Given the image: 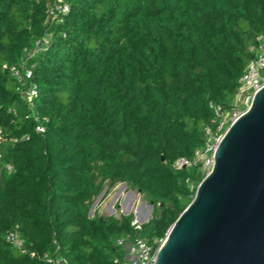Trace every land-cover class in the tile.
Masks as SVG:
<instances>
[{"label": "trees", "instance_id": "obj_1", "mask_svg": "<svg viewBox=\"0 0 264 264\" xmlns=\"http://www.w3.org/2000/svg\"><path fill=\"white\" fill-rule=\"evenodd\" d=\"M53 1L0 0V264H46L9 232L69 264H117L132 216L89 206L104 182L127 184L153 208L137 236L165 238L204 177L171 165L204 148L213 105L234 109L264 0H63L52 18ZM35 43L25 104L9 68Z\"/></svg>", "mask_w": 264, "mask_h": 264}, {"label": "water", "instance_id": "obj_2", "mask_svg": "<svg viewBox=\"0 0 264 264\" xmlns=\"http://www.w3.org/2000/svg\"><path fill=\"white\" fill-rule=\"evenodd\" d=\"M213 160L154 264H264V87L224 131Z\"/></svg>", "mask_w": 264, "mask_h": 264}, {"label": "built area", "instance_id": "obj_3", "mask_svg": "<svg viewBox=\"0 0 264 264\" xmlns=\"http://www.w3.org/2000/svg\"><path fill=\"white\" fill-rule=\"evenodd\" d=\"M67 13V5L63 0H55L48 8V16L56 17L57 15H63ZM42 47L40 43H35ZM250 53L253 55L248 61L244 73L238 80V87L236 90L235 98L243 100V104L246 109L250 106L252 97L264 87V38L259 36L256 38V42L250 46ZM27 50H24L26 53ZM20 59L17 65L9 68L10 76L17 82L15 93L19 96L25 104H29V101L37 95L36 86L34 84H28L25 86V79L31 76V66L28 67L31 56H24ZM31 58V59H30ZM29 59V60H28ZM213 122L215 124V130L211 131L210 128L204 129L205 144L202 150H196L192 160L177 159L172 163L174 170H181L184 168H190L193 165L199 166V172L206 176L208 175L214 165L213 153L219 143L224 131L227 127L242 113H235L225 110L221 105H213ZM37 132H43L42 128L37 127ZM192 190V187H190ZM141 224L136 221L131 222L133 228V234H128L116 239V245L123 252L122 260L115 259L114 263L117 264H154L156 252L158 248L163 244L164 239L158 241L157 246L154 248L142 238L138 237L136 232L140 231ZM5 241L14 249L20 252L22 255H26L30 258L37 259L46 264H69L67 259L62 257L57 251L52 254H38L34 251L28 250L23 241L15 232H9L5 236Z\"/></svg>", "mask_w": 264, "mask_h": 264}, {"label": "rangeland", "instance_id": "obj_4", "mask_svg": "<svg viewBox=\"0 0 264 264\" xmlns=\"http://www.w3.org/2000/svg\"><path fill=\"white\" fill-rule=\"evenodd\" d=\"M42 47L38 44H32L24 56L33 58ZM30 58V59H31ZM29 60V59H28ZM234 112L242 113L246 107L243 100L235 98L231 102ZM99 182V179L97 180ZM114 217L119 219L121 216H132V221L143 225L151 220L153 208L148 199L137 190L130 188L127 184H110L109 181L103 183L100 194L94 198L89 206L88 216Z\"/></svg>", "mask_w": 264, "mask_h": 264}]
</instances>
